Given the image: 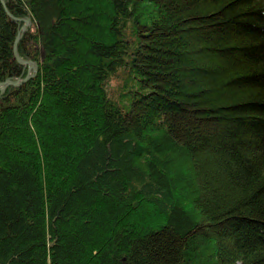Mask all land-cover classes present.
<instances>
[{
	"label": "trees",
	"instance_id": "obj_1",
	"mask_svg": "<svg viewBox=\"0 0 264 264\" xmlns=\"http://www.w3.org/2000/svg\"><path fill=\"white\" fill-rule=\"evenodd\" d=\"M21 80L0 264H264V0H0Z\"/></svg>",
	"mask_w": 264,
	"mask_h": 264
},
{
	"label": "water",
	"instance_id": "obj_2",
	"mask_svg": "<svg viewBox=\"0 0 264 264\" xmlns=\"http://www.w3.org/2000/svg\"><path fill=\"white\" fill-rule=\"evenodd\" d=\"M1 4H2V7L4 8L2 2H1ZM27 25H28V21H27V20H24V21H23V26H22L21 29H20V34L17 35L16 41H17V40L20 38V36L24 33L25 28L27 27ZM13 55H14V58L17 60V62H18L19 64H21V65L27 64V65H28V74H29V70H34V69H35V67H34L33 64H31V63H26V62L21 61V60H19V59L17 58L16 52H15V46H14V48H13ZM22 81H23V80H21V81H16V82L5 81L3 84L0 85V91H2V90L4 89L5 86H18V85H20V84L22 83Z\"/></svg>",
	"mask_w": 264,
	"mask_h": 264
},
{
	"label": "rangeland",
	"instance_id": "obj_3",
	"mask_svg": "<svg viewBox=\"0 0 264 264\" xmlns=\"http://www.w3.org/2000/svg\"><path fill=\"white\" fill-rule=\"evenodd\" d=\"M29 72H30V70H29Z\"/></svg>",
	"mask_w": 264,
	"mask_h": 264
}]
</instances>
